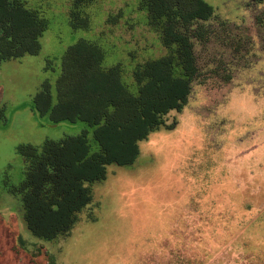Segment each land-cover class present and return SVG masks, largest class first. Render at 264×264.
I'll return each instance as SVG.
<instances>
[{"label":"rangeland","instance_id":"rangeland-1","mask_svg":"<svg viewBox=\"0 0 264 264\" xmlns=\"http://www.w3.org/2000/svg\"><path fill=\"white\" fill-rule=\"evenodd\" d=\"M47 20L37 54L0 62V264H264V0H205L213 18L193 39L198 74L181 111L138 141L129 165L109 164L86 183L92 201L64 235L35 236L12 190L24 175V143L88 130L55 120L36 102L48 82L52 104L65 50L80 38L132 69L166 52L141 0H94L88 28H73L72 0H21ZM223 21L222 25L220 22Z\"/></svg>","mask_w":264,"mask_h":264},{"label":"trees","instance_id":"trees-1","mask_svg":"<svg viewBox=\"0 0 264 264\" xmlns=\"http://www.w3.org/2000/svg\"><path fill=\"white\" fill-rule=\"evenodd\" d=\"M94 0H72L68 11L73 28H88L84 8ZM147 21L166 52L138 63L131 72L136 91L122 80L120 63L103 66L100 45L80 38L62 55L52 104L48 82L36 97L55 120L80 119L93 126L98 150L91 152L88 130L39 145L24 143L17 152L25 161L20 184L23 218L35 236L53 240L70 231L79 212L92 201L86 183L101 181L109 164L129 165L138 141L164 124L170 110L181 111L198 74L193 39L206 32L214 10L205 0H141ZM222 25L223 21L220 22ZM47 20L21 0H0V62L37 54Z\"/></svg>","mask_w":264,"mask_h":264}]
</instances>
